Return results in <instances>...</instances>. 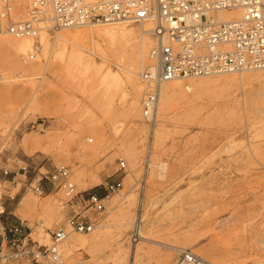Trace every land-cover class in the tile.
Returning <instances> with one entry per match:
<instances>
[{
	"label": "rangeland",
	"instance_id": "1",
	"mask_svg": "<svg viewBox=\"0 0 264 264\" xmlns=\"http://www.w3.org/2000/svg\"><path fill=\"white\" fill-rule=\"evenodd\" d=\"M114 25L137 31L140 27L136 22L102 26ZM90 28L96 27L60 29L57 35L47 30L44 49L33 59H25L23 56L34 52L32 48L40 43V32L34 33L31 49L24 55L19 53L18 65L12 68L2 64L5 53L0 49L1 217L9 215L12 220L20 218L28 223L43 221L51 230L63 227L68 233L85 238L96 231L104 233L100 244L89 249L78 247L67 256L61 246L62 264H112L111 250L118 240L124 244L125 255L137 244L149 251L140 264H160L157 260L161 256H168L162 263L174 264L181 248L205 255L214 264L226 259L255 264L264 259V115L255 112L254 102L245 101L246 93L254 88L252 82L243 81L240 73L211 79H178L190 101L177 102L168 111L162 136L155 145V123L122 117L120 87L124 81L111 89L110 104H103L96 75L89 74L91 84L82 77L66 76L52 54V43L58 34ZM90 42V38H84L83 44L93 50ZM138 42L125 50L90 54L97 67L123 77V69L139 54ZM19 63L40 68L27 75L21 72ZM143 65L147 63L142 62L141 68ZM188 84L191 89L185 88ZM142 89L139 110L143 86ZM33 96L40 98L39 109L29 106ZM30 136L40 138L42 145H30ZM24 140L27 143L23 144ZM146 153L150 159L145 173ZM119 160L124 161L125 167L118 171ZM59 164L69 167L80 192L102 194L106 181L122 178V187L104 200V209L90 211L97 224L89 233L67 228L69 206L56 185L43 179V195L29 186L30 181L35 185L40 172ZM21 199L41 205L26 210L27 215L23 216L24 212L20 214L17 208ZM4 203L11 206L9 212ZM137 217L144 220L140 221L141 234L156 243L134 240L133 223ZM42 234V240L48 243L49 235ZM159 242L179 249L166 248ZM206 249L215 252L221 261H213Z\"/></svg>",
	"mask_w": 264,
	"mask_h": 264
},
{
	"label": "built area",
	"instance_id": "2",
	"mask_svg": "<svg viewBox=\"0 0 264 264\" xmlns=\"http://www.w3.org/2000/svg\"><path fill=\"white\" fill-rule=\"evenodd\" d=\"M16 1L0 0V32L15 37L37 31L39 16L47 8L52 13L53 31L114 22L141 25L151 20L154 43L148 56L152 64L139 77L144 87L140 114L150 125H154L161 89L168 81L264 69V0H24L28 18L20 16ZM224 10L231 11V16L222 18ZM34 47L25 59H33L42 50L39 44ZM149 159L146 153L145 173ZM124 167L119 160L117 170ZM43 179L62 191L70 211L67 228L79 233L94 229L97 222L90 211L103 210L104 200L122 187V178H115L104 183L102 194L77 191L64 164L40 172L35 185L28 182L39 195L46 193ZM2 214L0 210V264H62L61 244L69 231ZM42 233L49 235L48 243L42 240ZM174 264L214 263L182 248Z\"/></svg>",
	"mask_w": 264,
	"mask_h": 264
},
{
	"label": "bare ground",
	"instance_id": "3",
	"mask_svg": "<svg viewBox=\"0 0 264 264\" xmlns=\"http://www.w3.org/2000/svg\"><path fill=\"white\" fill-rule=\"evenodd\" d=\"M14 5H15L16 10L20 13V16L22 18H28L29 15H28V12H26V10H27L26 9V6H27L26 1L17 0L14 3ZM25 12H26V14L23 17L22 15ZM220 16L222 18L226 19V18L231 16V11L224 10L220 13ZM118 23H123V22L103 23V24H99V25H88L89 27L92 26V27H96V28H90L91 30L85 29L84 31H80V30L79 31H68L66 33L58 34V38L53 40L52 47H51L52 51L51 50L50 51L52 52V54L55 55V57L58 58V61L60 62V65L63 68L66 76H71L73 78L82 77L86 83H90L91 79H89V74L93 73L94 75H96L97 76L96 78L99 82V85L102 88L100 90V97L103 99V101L101 99L103 104L104 103L110 104V102L112 101L111 97L113 96L111 89L115 86L120 85V83H123V81H124V84H122V86L120 87L122 90V94H121V97H122V99H121L122 117H125L127 120H133L134 118L143 119L141 117L140 110L138 108L139 107V105H138L139 96H140L141 90H143L142 89L143 84H142L141 80H139V78H138V77H140V74L138 76V70H139V68L144 69L146 67H149L152 64V62L148 56V53H149V49L151 48V46L154 43L153 35L151 33V29L153 27V22L151 20L144 21L143 24L140 25L138 31L132 27H127V26H119V25H117V26H115V25L114 26H102V25L118 24ZM52 25H53L52 13H51V10L49 8H47L45 10V12L39 16V20L36 24L37 31L35 30L32 33V35L25 36V37H15V36L5 34L4 32H0V49H2V51H4V53H5V56L2 58V64L5 67H10V68L18 65V64H16L17 63L16 57L19 53L20 54L23 53V55H24L27 50L31 49L32 36L34 35V33L36 35L40 32L39 33V41H40L39 45L41 47L44 44H46L47 43V30H50L52 28ZM97 26H101V27H97ZM59 30H55L54 33L56 34ZM1 35H3V36H1ZM138 35L140 37L139 40H138ZM84 38H86V39L90 38L91 39L92 42H90V43L93 44V50H89L87 47L84 46V44H83ZM137 41H139L138 42L139 54L134 57L133 61L130 63V65L128 67H125L123 69V77H121L122 75L120 76L119 73L113 72L108 68L102 69V66L97 67L98 65L96 66V63L90 54V52L96 53V54L106 53V50L109 52L110 50L112 51L113 49L125 50L126 48L133 45L132 43H137ZM136 48H137V46H136ZM32 49L34 51L35 47ZM43 49H44V47H42V50ZM31 53H33V52H31ZM87 53H89V54H87ZM103 55H100V56L103 57ZM140 59H142V62L145 61V63H147V65H145V66L143 65V67L141 68L142 62L140 63ZM19 64H22L21 72L23 71V73H26L27 75L32 74L31 72H34L35 70H39V68H40L39 65H37V66L26 65L25 66V64L23 65V63H19ZM249 71H259V72L256 74V73H252ZM233 73L234 72H231L229 74H233ZM239 73H240L239 77L243 81H250L254 85L253 90L250 92L248 91L246 93L247 95L245 94L246 95L245 101L247 100L248 102L249 101L254 102L255 103V106H254L255 112L257 114L264 115V75H262V73H264V69L247 70V71H242ZM224 74H227V73L218 74V75H224ZM218 75H213V76H218ZM213 76H204V77H208V79L210 77V79H211V77H213ZM82 78H81V80H82ZM90 78H91V75H90ZM81 82L82 81H80V83ZM10 86H8V87H10ZM184 86L187 89H191V86L189 84L184 85ZM194 86H196V84L195 85L192 84V87H194ZM82 87L84 89L83 85H82ZM6 90H9V89L6 88ZM39 99L40 98H36L34 96L30 97L29 98V101H30L29 106H31L32 109H34V108L39 109V107H38L39 106ZM189 101H190V98L184 94V92L180 86V83L178 82V79H173V80L168 81V82L163 84L162 89H161L158 111H157L156 119L154 121V123L156 125V127L154 128L155 145H157L159 143L160 138L162 136V132L164 129L163 127L166 123V117H167L168 111L170 112V109L172 108V106H174V104L177 102H189ZM27 102H28V100H27ZM9 110L11 112V109H9ZM10 112H8V113H10ZM8 137H9V135H8ZM23 139H25V138H23ZM88 140H89V138H88ZM24 143H27L26 140H24L23 144ZM28 143L30 145H32L33 147L38 146V145L39 146L42 145L41 139L36 137V136H30ZM129 145H131V144H129ZM27 147H29V146H27ZM128 150L129 151L132 150V147L128 148ZM148 150H150V149H148ZM151 150H152V148H151ZM129 151H128V153H130ZM133 159H135V158H133ZM49 197H50V194L46 195L47 200ZM52 197H54V196H52ZM53 202H54V200H53ZM47 204H48V201H47ZM18 205H19V207H17V208H18L19 213H20V211H23L24 214H21V213L20 214L24 216L26 210L36 209L41 204L37 203L36 201H32L30 199H26L24 201H22V199H21L19 201ZM50 205L51 204H49V206ZM140 205H141L140 206L141 209H143L144 202L141 201ZM45 206H47V205H45ZM51 207L52 206H50V208ZM55 208H54V210H55ZM46 209H47V207H46ZM59 211H57V212H59ZM140 221L143 222L144 221L143 218H140V220H139V218L137 217L133 223V236H135L134 240L138 241V239H140L137 243H139L140 241L148 242V243H154V242L156 243L155 240L141 234V232L139 230ZM83 233H89V232H83ZM119 238L120 237H118V239ZM47 239H48L47 237L44 238L45 241ZM104 239H105V235L101 231H96V232L92 233L90 235V237H86V238L79 236V235H76V234L68 233V235L66 236V238L62 242L61 246H62V250H64V252L67 256V255L71 254L78 247L87 248V249L93 248L96 245L103 242ZM159 244H161V245L163 244L164 247H166V248H168V247H170L171 249L172 248H174V249L178 248L176 245L166 244L164 242H159ZM123 247H124L123 242L121 240H118L117 244H115L114 247L112 248V250H111L112 251V254H111L112 264H124V262H125V264H140V260L144 259L145 256L149 252V251H145L141 245L137 244V245H134V248H132L130 250V252H128L125 255ZM206 251H208V250L206 249L205 252ZM209 253H210L209 255L211 256L213 261H215V262L221 261L220 257L217 256V254L215 252L210 251ZM167 257L168 256H161L158 258L157 261L160 264H164L162 262H164ZM204 257H203L204 259L210 261L205 255H204ZM210 262H212V261H210ZM168 263L170 264V262H168ZM219 263L220 264H246L242 261H239V259L238 260H236V259L227 260L226 259V261L219 262ZM255 264H264V259L259 260Z\"/></svg>",
	"mask_w": 264,
	"mask_h": 264
},
{
	"label": "crops",
	"instance_id": "4",
	"mask_svg": "<svg viewBox=\"0 0 264 264\" xmlns=\"http://www.w3.org/2000/svg\"><path fill=\"white\" fill-rule=\"evenodd\" d=\"M0 196H1V188H0ZM1 198V197H0ZM10 208H11V206L8 204V203H4V209L6 210V211H10Z\"/></svg>",
	"mask_w": 264,
	"mask_h": 264
}]
</instances>
